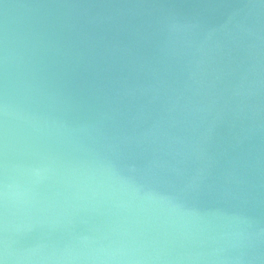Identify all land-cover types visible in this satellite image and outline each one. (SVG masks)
Wrapping results in <instances>:
<instances>
[{
	"label": "water",
	"instance_id": "obj_1",
	"mask_svg": "<svg viewBox=\"0 0 264 264\" xmlns=\"http://www.w3.org/2000/svg\"><path fill=\"white\" fill-rule=\"evenodd\" d=\"M0 264H264V0H0Z\"/></svg>",
	"mask_w": 264,
	"mask_h": 264
}]
</instances>
